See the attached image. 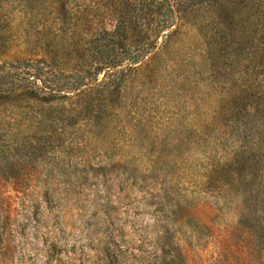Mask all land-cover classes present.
I'll list each match as a JSON object with an SVG mask.
<instances>
[{
	"label": "rangeland",
	"instance_id": "374dc122",
	"mask_svg": "<svg viewBox=\"0 0 264 264\" xmlns=\"http://www.w3.org/2000/svg\"><path fill=\"white\" fill-rule=\"evenodd\" d=\"M116 3L0 0V264H264V0H169L94 73Z\"/></svg>",
	"mask_w": 264,
	"mask_h": 264
},
{
	"label": "trees",
	"instance_id": "16d2710c",
	"mask_svg": "<svg viewBox=\"0 0 264 264\" xmlns=\"http://www.w3.org/2000/svg\"><path fill=\"white\" fill-rule=\"evenodd\" d=\"M109 9L107 21H101L94 32H87L85 42L81 31L72 35L80 40L74 51L91 57L89 67L94 73L103 68L139 63L157 47L160 34L171 28L175 21L169 0H117ZM87 23L92 26L95 22ZM72 26L81 29L82 22L75 20ZM86 44L89 47L85 48ZM41 73L34 69L25 76L42 77L44 74Z\"/></svg>",
	"mask_w": 264,
	"mask_h": 264
}]
</instances>
